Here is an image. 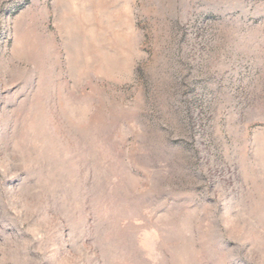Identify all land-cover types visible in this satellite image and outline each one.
Masks as SVG:
<instances>
[{"label": "rangeland", "instance_id": "374dc122", "mask_svg": "<svg viewBox=\"0 0 264 264\" xmlns=\"http://www.w3.org/2000/svg\"><path fill=\"white\" fill-rule=\"evenodd\" d=\"M0 264H264V0H0Z\"/></svg>", "mask_w": 264, "mask_h": 264}]
</instances>
